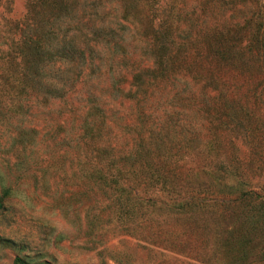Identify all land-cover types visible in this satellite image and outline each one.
<instances>
[{
    "label": "rangeland",
    "instance_id": "1",
    "mask_svg": "<svg viewBox=\"0 0 264 264\" xmlns=\"http://www.w3.org/2000/svg\"><path fill=\"white\" fill-rule=\"evenodd\" d=\"M126 2L0 0L1 67L8 60L24 64L25 60L19 59L18 49L28 46L20 36L21 27L26 24L40 41L53 44L46 50L50 52H46L48 56L42 53L37 59L38 71L42 66V70L44 67L50 74L62 72L66 67L63 58L72 59L74 70H79L71 74L74 76L72 82L68 79L61 88L46 90L42 81L43 84L35 83L28 93L20 82L8 80L2 83L0 76V264H12L15 256L24 257L28 262L46 260L52 264H123L124 258L130 264H149L155 260V264H264L261 247L264 217H258L259 226L248 231L250 243L244 245L237 240L243 227L242 207H230L222 216L212 212L210 207L204 208L203 215L210 217L211 227L216 224V228H205L200 222L197 226L194 222L192 230L182 222L185 214L173 211L184 198L191 196L194 201L197 193L198 197H202L204 191L212 197L219 198L222 193L230 197L237 193L243 182L253 187L264 184V173L256 172L254 162L251 169L247 164L253 158L249 151L251 144L248 138L245 139L242 128L232 130V143L218 144V138L227 130L220 128L223 125L221 118H213L217 114H212L210 120L218 123L180 114L175 120L165 122L172 126L170 132L165 127L159 132L160 139L152 135L145 140L151 142L152 150H159L162 156L181 165L178 171L184 181L173 182L172 187L160 186L159 180L138 176L137 195L142 201L152 200L150 215L155 221L151 230L155 231L142 236L137 230L131 231L129 226L123 230L117 216L120 213L113 210L116 205L112 206L107 196L110 189L107 177L105 180L99 176L100 180L92 183L90 161L96 163V168L101 163L99 159L108 162L115 145L90 143V114L99 115L89 105L92 99L105 105V130L110 137L116 135V141L122 147L139 148L141 132L146 135L145 132L155 129H145L143 124L135 121L137 103L130 99L133 89L142 87L138 77H143L144 73H136L134 81L130 79L131 73L126 72L127 79L113 82V87L123 85L127 90L114 91L110 88L109 76L92 80L91 77L98 74L88 71L95 57L102 58L100 74L111 61L110 56L112 59L121 55L141 58L133 51L136 48H133L137 35L133 18L136 13L126 17L123 13L142 5L154 10L155 19L162 17L166 21L173 39L182 36L188 60L199 46L204 47V41L213 30L220 31L215 32L217 40L221 36L229 37V40L237 38L236 45L245 50L252 48L247 54H255L254 47L245 44L252 38L249 32L253 29V20L264 11V0H130V7ZM246 20L250 31L233 33L235 27ZM97 22L105 30L112 27L116 36L120 34L121 41L115 49L113 41L106 39L109 34H91V26ZM69 37L72 47L67 51L58 50V44ZM213 39L211 36L210 41ZM127 41V50L121 51ZM250 56L255 58V55ZM121 60L129 62L126 57ZM204 60L200 62L204 63ZM143 61L151 63V59ZM4 69L0 68V73ZM244 75L248 77L232 73V78L228 81L222 78L225 82L216 81L215 86L225 89L231 98L238 97L241 103L237 106L239 115L243 109L240 106L250 107L255 123L264 130V81L261 82L258 74L254 77L248 73ZM59 80L55 83L60 84ZM201 81L207 89L211 85L204 83L203 77ZM86 89L96 95L85 94ZM245 89L249 94H245ZM158 91L154 93L158 94ZM155 104L148 100L144 106L150 114L147 122L151 125L155 120L158 125L161 120L160 114L156 116L160 109L154 108ZM194 121L201 132L194 138L178 140L183 131L187 134L188 122L193 124ZM259 135L264 138L263 133ZM93 154L98 157L92 158ZM224 160L237 165L240 175L232 176L216 169L215 166ZM105 171L102 167L96 173L100 175ZM105 205L109 208L102 211ZM93 211L103 222L98 231L91 227ZM94 233L95 238L91 240ZM133 235L143 240L139 241L143 246H139ZM109 249L114 251L119 262L107 257Z\"/></svg>",
    "mask_w": 264,
    "mask_h": 264
},
{
    "label": "trees",
    "instance_id": "2",
    "mask_svg": "<svg viewBox=\"0 0 264 264\" xmlns=\"http://www.w3.org/2000/svg\"><path fill=\"white\" fill-rule=\"evenodd\" d=\"M125 1H127L126 3L130 7L128 3L130 0ZM135 5L136 3L132 5V8H134ZM135 13L136 15H134ZM123 14L125 17L127 14H131V16L134 15V30L137 35L133 41V48L136 47L133 51L141 55V58L132 59L131 55L124 56L129 59L128 62L127 60H121V58H124L123 55L118 59H112L110 56L109 58L111 61H108L106 69L100 74L101 71L99 66L102 62V58L95 57L92 63H90L91 68H89L88 71L89 73L95 71L98 74V76L91 77L92 80L102 75L104 77L109 76V78H111L110 88L114 91L118 89L127 90L123 88V85L120 88L118 86L113 87V82L127 79L125 78L127 77L126 72H130V79L135 81L134 75L139 71H143L142 73H144V76L141 78L138 77V83L141 84L142 87L137 89L136 86L130 93L131 97H129L137 103L135 121L138 124H143L145 129H155L148 130L145 132L146 135L141 132V137H139V141H141L139 148L131 149V146L122 147V145L116 141V135L110 137L107 130H105L106 121L103 117V113L106 111L105 105H101L98 99H92L93 102L89 107L95 109L99 117L90 114V143L99 146L113 144L115 145V149L112 150L113 152L108 162H102V159H99L101 163L98 168H96V163L90 161V167L93 184L97 183L100 178L106 180L107 177V183L110 187L107 196H109L110 204H112V206L116 205L113 210L120 213L117 216L121 221V226L124 228L129 226L131 231L137 230V233H141L142 236H147V232L155 231L151 230L155 219L150 215L152 200L148 202L142 201L137 195L138 189L136 185L138 184V176H146L153 180H159L160 186L165 184V186L172 187L174 185L173 182H177L181 179V183L184 181L182 174L180 175L181 172L178 171L181 165L176 162H171L172 160H168V158L162 156L159 150H152L153 148L149 146L151 142L145 141L152 135L153 138L160 139L159 132L165 127L167 131L170 132L172 126H168L165 122L171 119L175 120L180 114H184L190 118H197V120L202 119L206 122L215 121L218 123L217 120H210L212 114H217V116L213 118H221L223 125H220V128L227 130L225 135H220L218 138V144H224L226 142L232 143V134L234 133L232 130H236L238 127L242 128L246 134L244 135L245 139L248 138L251 144V149H249V151H251L253 158V160H249L247 164L251 165L254 162V169H256V172L264 173V138H260L259 135V133L264 134V130H260L255 123L254 117L251 114L253 111L250 107L240 106V108L243 109L242 115H239L237 113V108L239 107L237 106L241 103L238 102V97L231 98L225 89L215 86L216 81L223 83L228 81L229 78H232V73L234 76H246L244 74L248 73V75L253 77L258 74V77L262 79L261 82L264 81V11L259 13V18L257 17L255 21L253 20L254 25L252 31L249 29L247 20L243 23L241 22L233 31V33L243 32L245 30L250 31L249 34L252 38H250L245 45L254 47L255 54H247L251 52L249 50H252V48L245 50L239 47L240 45H236L239 41L236 40L237 38L231 37V40H229V37L221 36L220 39L217 40L215 32L220 33V31L216 30L214 32L213 30L210 32L211 34H208L207 40L204 41V47L199 46L195 55L189 60L187 55L184 54L185 45L182 43V36H179L178 40L173 39L166 21L162 17H159L160 19H155L156 17H153L154 10L152 8L150 9V7L142 5L139 9H133L132 12L128 11ZM101 27H103V29H101ZM21 30L23 31L20 33V36H23L22 41L28 45L27 47L18 49L19 59L25 60L24 64H18L17 62L8 60V63L5 62L4 67L0 66L1 70L5 68L0 73V76H2V83H7L8 80L15 81V83L18 81L20 82V86H25V91L28 93L35 83H44V88L46 90H53L64 85V83L66 84L68 79L72 82L74 76H71V74L79 72V70H74L72 59L63 58L66 67L63 68L60 73H57L56 69H54L56 74H50L48 70H44V67L43 71L42 66L41 70L38 71L39 61H37V59L41 58L40 56L42 53H50L46 50L47 48L50 50L53 44L51 42L45 44L40 41L36 38L35 31L26 24L21 27ZM90 31L91 34H109V37L106 39H111L113 41L114 49L118 44L117 42L121 41L120 34L116 36L112 27H107L105 30V27L98 22L92 24ZM33 35H35V38L32 39ZM211 36H213L214 39L210 41ZM60 38L61 36L56 38L54 42H57ZM71 43V37L65 39L62 43L58 44V50L67 51L72 47ZM126 44L121 51L127 50L129 45L128 41ZM47 53L45 56H48ZM250 55H255L256 63L255 58ZM203 58L205 59L204 63H201L200 61ZM91 59L92 58H90V60ZM144 59H151V63L146 64L145 61H143ZM126 63H128L127 66ZM252 66H254V69L251 68ZM120 68L122 70L121 72ZM202 77L204 83L211 84L208 89L205 84H202ZM247 77L248 76H246V78ZM53 78H55L56 81L62 78L59 80L60 84L55 83V80H52ZM222 78H225V81H223ZM86 79H88V77H86ZM157 90H159L157 92L158 94L154 93ZM84 93L91 96L96 95L89 89H86ZM245 94H249L246 89ZM148 100L156 103V107L154 108L160 109L156 114V116L159 114L161 115V120H159L158 125H156L158 120H155L154 125L149 124L151 122H147V118L150 114L144 109V106ZM253 103L256 104L254 101ZM77 104L79 106V102ZM252 107H254V105H252ZM196 121H194L193 124L188 122L189 129L187 130V134L183 131L178 140L181 138L182 140L194 138L198 135V132H201V129L196 125ZM146 123H148L147 126H145ZM229 124H231V126ZM175 143L178 147L181 146L178 142ZM94 157L96 158L98 156H94L93 154L92 158ZM102 167L106 169V173L102 174L100 172V175L99 173L97 174L96 171L102 169ZM215 167L232 176H239L241 173L237 165L230 162L227 163V160L219 162V165ZM251 167L252 165L249 168L251 169ZM252 171L255 172V170ZM95 178L99 179L95 180ZM237 190V193L229 195L230 197L222 193L219 198L212 197L207 191L203 192L202 197H198L197 193L194 195L196 196L194 201H192L193 199L191 196L184 198L183 201L178 202L175 206L176 209L173 211L185 214V218H182V222L192 230L194 222H197V226L200 222L205 228L211 227L210 217L204 216L202 212L208 207L211 208L212 212H217L218 216H222L223 212L229 210L230 207H242L241 209L244 216L241 219V223L243 227L237 235V240L247 245L250 243L248 231H252L255 226H259L257 222L258 217H264V184L253 187L243 182ZM116 191L117 193H115ZM106 207L109 208L108 205H105L100 209L103 211ZM213 221H216V219ZM102 224L103 222L100 220L98 214L93 211L91 227L95 229V231L96 229L98 231ZM211 228H216V224ZM123 230H126V228ZM231 231L230 229V234L232 233ZM215 235L218 236L217 232H215ZM134 237L138 244L139 241H143L137 236ZM94 238L95 233L91 240H94ZM229 238L230 240H234L231 236H229ZM139 246H143V243L141 242ZM261 247L264 249V241H262ZM109 251L110 253L107 257L115 262H119L120 260L118 261L114 251L112 249H109ZM122 255L126 254L123 253ZM263 257L264 252L262 253V258ZM161 261H164V258L161 259ZM125 263L130 264L129 262L127 263L126 258H124L123 264ZM155 263H157V260L149 264ZM12 264L52 263L46 260H31V262H28L24 257L15 256L13 257Z\"/></svg>",
    "mask_w": 264,
    "mask_h": 264
}]
</instances>
